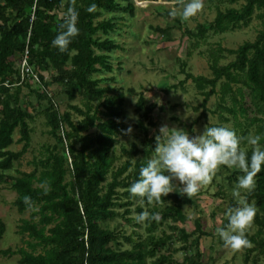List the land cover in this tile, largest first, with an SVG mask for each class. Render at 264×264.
I'll return each instance as SVG.
<instances>
[{
  "label": "trees",
  "instance_id": "trees-1",
  "mask_svg": "<svg viewBox=\"0 0 264 264\" xmlns=\"http://www.w3.org/2000/svg\"><path fill=\"white\" fill-rule=\"evenodd\" d=\"M210 1L214 18L184 30L190 39L187 57L200 45H209V35L242 29L253 19L258 22L256 34L234 48L219 42L210 46V75L186 72L178 84L184 85L190 78L202 96L201 104L193 107L201 110L193 123L206 118L207 112L216 115L217 120L207 126L235 129L244 138L241 150L250 155L254 146L247 143V137L260 134L257 146H264V0ZM91 5L95 7L90 10ZM69 8L78 13L79 31L60 51L51 41ZM133 10V0H0V183H11L16 194L13 205L19 213L30 211L29 218L21 219L18 225L21 244L1 253L17 254L18 264H204L198 240L205 233L200 219L193 220L191 231L179 226L188 219L183 206L194 203L195 195L182 193L177 185L161 200L140 198L141 204L132 208L135 197L129 194V185L139 178V169L150 159L156 144L148 137V126L155 125L152 112L156 104L146 103L143 93L134 88L128 92L137 94L135 126L143 136L140 146L131 142L129 147L120 146V154L116 152L126 129L121 121L125 95L104 83L115 81L114 75L102 74L113 70L112 54L123 47L112 34L127 16H133ZM104 13L109 16L103 17ZM175 20L180 26V18ZM154 30L162 40L170 39V26H155ZM26 47L37 77L21 80L19 61ZM228 56L232 58L223 62ZM180 66L185 72L186 60H181ZM53 84L60 85L66 97L62 111L60 101L49 91ZM171 87L176 89L177 84L166 86L165 91ZM24 88L35 95L36 106L23 102ZM211 95L218 99L214 108L206 106ZM75 100L78 102L73 103ZM36 115H43L46 132L54 142L41 145L30 162L31 170L14 168L30 147L34 130L30 123ZM16 130L19 136L15 139ZM14 143H21V147L11 149ZM12 169L17 175L9 172ZM216 173L221 181L215 195L222 196L224 188H231L242 175L239 169L225 165ZM253 179L250 192L240 191L255 208L252 221L256 229L252 233L246 229L249 244L238 249L243 251L246 264L264 261V164ZM25 196L30 198L28 203ZM234 205L231 200L229 206ZM145 211L149 217L143 221L144 234L136 228L125 234L105 223L119 217L137 227L142 222L137 223L131 214ZM154 213L159 219L152 218ZM226 223L225 217L222 224ZM4 229L0 221V239ZM178 252L183 254L181 261L174 256Z\"/></svg>",
  "mask_w": 264,
  "mask_h": 264
},
{
  "label": "rangeland",
  "instance_id": "rangeland-1",
  "mask_svg": "<svg viewBox=\"0 0 264 264\" xmlns=\"http://www.w3.org/2000/svg\"><path fill=\"white\" fill-rule=\"evenodd\" d=\"M134 10L133 16H127L128 19L121 23L120 29L113 33L118 42L123 45L122 48L114 51L111 57L113 70L105 71L103 76L114 75L115 81H105L115 88H119L125 95L124 108L125 115L122 122L127 128L131 125L132 132L120 136L116 144V152L120 154V146L129 147L131 142H136L140 146L139 138L143 136V132L135 126L138 113L135 111V102L137 94H129L128 89L134 88L136 92H142L145 97V102H155L156 108L152 112V117L155 122L154 126H148V137H153L159 134V129L162 125L169 126V130L175 127L184 128L189 133V136L201 133L204 126L209 122L216 121V115L207 112V117H201L197 123H193L199 115L198 111H194L193 107L201 104L202 96L195 89L194 83L190 78H187L184 85L178 84L179 81L185 78L186 72H191L194 75H210L208 67L207 49L219 42L227 48L237 47L243 40H251L256 34L258 22L253 19L249 26L242 29H235L219 35H209L207 44L200 45L197 49H193L190 57H187L186 51L189 47L190 39L184 33L185 28L193 29L197 22L211 21L215 16V9L210 0H203L202 9L193 17L183 19L180 15V26L177 20L168 15L169 10L175 8L179 13L181 8V0H133ZM120 14V12L116 13ZM128 14V13H125ZM109 14L104 13L103 17ZM176 16V17H177ZM102 17V16H101ZM155 26L164 28L170 26V39L162 40V35L154 30ZM228 56L223 62L230 60ZM186 60L185 72L181 71L180 61ZM49 77V72L44 73ZM100 75V74H99ZM171 84H177L176 89L170 88L167 92L165 87ZM60 85L53 84L49 91L54 94L56 100L60 101L59 109L62 111L65 108V95L60 90ZM25 94V95H24ZM23 102H32L37 104L35 95L24 88L22 94ZM216 95H211L206 103L208 108H214L217 101ZM44 103L45 100H41ZM78 102L75 100L76 103ZM31 105L28 109L31 110ZM36 110H32L35 114ZM34 128L31 134V143L28 151L21 158L20 163L14 164V168L29 171L33 168L31 162L34 156H37L39 149L44 142H54V139L46 132L48 129L44 124L43 115H36L35 119L30 123ZM191 126V127H190ZM94 129H92L93 131ZM19 136L18 131L14 133V138ZM163 139L161 135L159 137ZM21 143H14L10 146L13 150H18ZM155 153L151 154L152 158ZM125 157L117 162L120 163ZM219 168V167H218ZM217 168V170H218ZM212 175L210 181L203 184L199 191L194 194V203H188L183 206L188 219L184 223H179V226L191 231L194 228L193 220L199 218L201 229L205 232L200 236L199 248L202 251V260L204 264H246L243 261V251L225 246L223 241L215 233V228L222 225V219L226 217L225 210L231 204V200L236 202L243 200V197L234 194L235 185L231 188H224L225 196L215 195L218 190V183L221 177L216 173ZM10 173L17 175L12 169ZM10 182L0 183V221L3 222L5 229L2 238L0 239V264H18V255L4 256L1 250L6 248H16L21 244L20 236L17 232L18 225L21 219L29 218L30 211L19 213L13 205L15 191L11 188ZM122 190V189H120ZM134 209L136 205L141 204L140 198H135ZM122 210V209H120ZM133 218L137 215L136 212L131 214ZM135 220V219H134ZM107 226L124 230L125 234H129L133 228L144 234L143 222L134 227L133 225L124 222L121 218L105 222ZM256 229L253 221L248 225L247 230L253 232ZM176 242L175 246H178ZM124 247L127 244L124 243ZM175 258L181 261L183 254L176 253ZM212 257V258H211ZM258 264H264L260 261Z\"/></svg>",
  "mask_w": 264,
  "mask_h": 264
},
{
  "label": "clouds",
  "instance_id": "clouds-1",
  "mask_svg": "<svg viewBox=\"0 0 264 264\" xmlns=\"http://www.w3.org/2000/svg\"><path fill=\"white\" fill-rule=\"evenodd\" d=\"M94 7L95 5H91L90 10ZM202 7L203 0H181L179 13L173 8L168 15L172 18L180 15L183 19H188L195 16ZM77 17L75 8H69L62 17L59 30L51 41L58 50L64 51L71 38L78 34ZM122 131L130 134L131 125ZM161 135L162 140L159 138ZM261 138L260 134L247 137V143L254 146L249 155L240 148L244 138L231 127L204 126L201 133L190 137L184 128L169 130V126L162 125L156 136L155 155L141 166L139 178L130 183L128 192L135 198L159 201L178 185L182 193L191 196L210 181L221 165L239 169L242 173L237 177L234 194H238L240 190L250 192L254 188L253 177L264 164V146H257ZM24 200L28 203L30 198L25 196ZM254 214L255 208L246 198L238 201L225 210L227 223L215 228L216 235L230 248L248 246L246 229ZM148 217L149 213L145 211L134 219L139 223ZM152 218L159 219V214H152Z\"/></svg>",
  "mask_w": 264,
  "mask_h": 264
},
{
  "label": "built area",
  "instance_id": "built-area-1",
  "mask_svg": "<svg viewBox=\"0 0 264 264\" xmlns=\"http://www.w3.org/2000/svg\"><path fill=\"white\" fill-rule=\"evenodd\" d=\"M28 56H29V52L26 47L19 61V72L21 75V80L29 76H32L33 78L37 77L36 68L34 64H31L29 62Z\"/></svg>",
  "mask_w": 264,
  "mask_h": 264
}]
</instances>
